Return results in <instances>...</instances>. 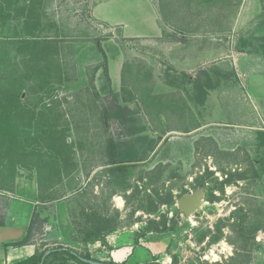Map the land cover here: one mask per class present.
Instances as JSON below:
<instances>
[{
    "label": "rangeland",
    "instance_id": "1",
    "mask_svg": "<svg viewBox=\"0 0 264 264\" xmlns=\"http://www.w3.org/2000/svg\"><path fill=\"white\" fill-rule=\"evenodd\" d=\"M92 1L0 0V83L11 54L21 58L6 38L24 27L23 4L43 9L40 35L62 42L64 78L43 92H22L37 106L30 121L19 122L30 156L15 174L36 176L34 163L48 162L52 177L56 168L63 176L56 191L63 196L39 209L47 219L35 236L40 250L81 249L65 200L80 189L84 204L94 205L115 233L168 238L155 264L165 263V253L170 264H264V136L243 128L260 117L256 107L251 117L232 114L242 94L254 105L252 97L264 91V0H246L243 9L242 0H155L161 33L140 37L93 18ZM30 26L26 34L38 32ZM195 78L205 92L194 89ZM255 101L263 112L264 98ZM111 146L116 157L139 160L112 169ZM16 159L9 154L6 162ZM238 173L243 179L216 185ZM203 179V204L186 217L177 199ZM164 222L166 232L147 229ZM101 246L85 250L102 260L110 247Z\"/></svg>",
    "mask_w": 264,
    "mask_h": 264
},
{
    "label": "trees",
    "instance_id": "2",
    "mask_svg": "<svg viewBox=\"0 0 264 264\" xmlns=\"http://www.w3.org/2000/svg\"><path fill=\"white\" fill-rule=\"evenodd\" d=\"M15 0H6L7 4L12 3ZM239 5V4H238ZM162 6V5H161ZM23 8H19V13L28 10L29 12L25 15L22 29L19 31V35L16 37H7L6 46L11 45L17 53H21V58L17 61V54H11L14 59L11 60L9 64L6 65V76L0 83V189H8L13 185L15 177V168L17 164H22V159L25 156H30L26 147H24V136L23 131H20V120L26 116L29 121L33 118L32 115L36 114L34 107L26 101V97L22 96L24 91H44L51 89L54 83L64 78L63 75V63L61 62L60 51L62 50V43L57 37H52L50 35H40L43 32L41 27L42 22L41 13L43 9L37 10L34 4L22 5ZM162 15V12L160 13ZM163 16V15H162ZM30 23H33L34 27L37 28L38 32L34 33L30 31V35L26 34L27 30H31ZM51 24L55 25L53 22ZM26 27V32H25ZM28 33V32H27ZM101 50V49H100ZM6 57H10V53L6 50ZM63 61V60H62ZM104 72L107 73V67H104ZM36 80V86L34 89L31 88V81ZM194 89L205 92L203 85L196 78L193 80ZM29 87V88H28ZM39 88V89H38ZM204 95V94H203ZM29 99V98H28ZM134 130L130 129L127 134H133ZM111 157L107 162L110 168L116 170H123L126 168V163L135 162L136 159L128 154L126 157H116V153L113 151L111 146ZM9 152V153H8ZM12 154L16 156V160H9L6 162L7 155ZM38 163H34L37 170L35 172L36 179L38 183V198L42 203L39 208H36L32 213V217L27 228L26 234L23 238L6 243L7 245H22L36 236V232L39 229L38 225L40 222H46L47 219H42L40 208L45 207L44 204H53L56 199L63 196V192L57 193L59 189V184L63 182V176L60 174V169L58 170L57 176L52 177L50 167L48 162L45 163V168L37 167ZM12 169L9 176L6 173L7 168ZM2 173V174H1ZM212 174V171H210ZM236 175V177H234ZM229 176V175H228ZM204 179L206 177H203ZM197 182L194 187L195 189L201 186L205 187V180ZM243 179L242 173L233 174L224 181H218L216 185H224V183L229 184L232 180ZM215 185H212L214 188ZM206 188V187H205ZM73 189V188H70ZM74 191L70 196L66 197L67 201V212L70 219V224L73 227L74 234L78 238V243L81 249H76L79 255L91 258L90 253L85 250L88 243H94L95 241H100L105 244V236L116 230V226L108 222V220L102 216L101 212L92 210L94 205L88 203L84 204V196L81 190ZM223 190V189H222ZM169 199H171V194H168ZM211 201L216 198L212 191L210 192ZM84 201V202H83ZM170 201V200H169ZM51 212V211H50ZM166 222L163 223L162 227L159 229L157 227H147L149 231L166 232L169 230ZM137 240L135 239V242ZM65 246V245H64ZM63 245H59L55 250L51 251L45 258L43 264H69L70 261H74L77 264H88L81 261L77 255L73 254L71 247H64L59 249ZM45 249L38 247L36 252L30 257L18 261L14 264H39L41 256L45 252ZM94 259V258H93ZM173 261V258H172ZM109 263H114L109 261ZM147 264H155L154 262Z\"/></svg>",
    "mask_w": 264,
    "mask_h": 264
},
{
    "label": "crops",
    "instance_id": "3",
    "mask_svg": "<svg viewBox=\"0 0 264 264\" xmlns=\"http://www.w3.org/2000/svg\"><path fill=\"white\" fill-rule=\"evenodd\" d=\"M245 2L246 0H242V9ZM90 14L96 20L120 26L122 34L126 37L155 36L161 33L160 12L155 0H93L90 5ZM263 92H257V97L256 93L255 97H252L254 103L253 105L250 102L252 108L248 103L247 93L242 96L237 95L243 101L234 103L232 114H243L245 118L248 115L251 117L256 107L260 117L259 124L248 120L245 122L246 126L243 128L246 133L255 130L256 133L260 132L264 136V111L261 112L260 106L255 101L256 98L258 100L264 98ZM228 107L232 109V104ZM233 126L236 127V125ZM38 195L36 176L22 178L17 175L10 188L0 189V264H14L26 259L33 255L40 246L35 237L22 245L6 244L25 236L32 213L39 204H42ZM114 233L115 231L105 236V244L95 241L88 243L87 249L90 251L92 247L104 245L101 246L102 249L108 246L110 250L106 258H100L102 260L124 264H147L158 262V259L154 258L167 247L168 238H150L151 232L139 238L136 236V230ZM123 235H125L124 238ZM164 257L166 261L163 264H170V255L165 253ZM161 258H163L162 255Z\"/></svg>",
    "mask_w": 264,
    "mask_h": 264
},
{
    "label": "water",
    "instance_id": "4",
    "mask_svg": "<svg viewBox=\"0 0 264 264\" xmlns=\"http://www.w3.org/2000/svg\"><path fill=\"white\" fill-rule=\"evenodd\" d=\"M205 196V187L201 186L198 187L188 193L182 194L176 202L178 210L184 214L186 217L192 216L203 204V199ZM261 236L264 237V232L261 233ZM64 247H61L59 249H63ZM55 250V248H48L45 250L43 255L41 256L39 264H43L45 261V258L48 254H50L51 251ZM71 252L77 257L88 264H124V263H109L103 260L93 259V258H86L81 255H79L76 251L71 250ZM126 264V263H125Z\"/></svg>",
    "mask_w": 264,
    "mask_h": 264
},
{
    "label": "bare ground",
    "instance_id": "5",
    "mask_svg": "<svg viewBox=\"0 0 264 264\" xmlns=\"http://www.w3.org/2000/svg\"><path fill=\"white\" fill-rule=\"evenodd\" d=\"M116 201H117L118 205H121L122 204V200L119 197H116Z\"/></svg>",
    "mask_w": 264,
    "mask_h": 264
},
{
    "label": "built area",
    "instance_id": "6",
    "mask_svg": "<svg viewBox=\"0 0 264 264\" xmlns=\"http://www.w3.org/2000/svg\"><path fill=\"white\" fill-rule=\"evenodd\" d=\"M260 235H261V233H260Z\"/></svg>",
    "mask_w": 264,
    "mask_h": 264
}]
</instances>
